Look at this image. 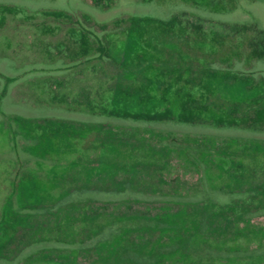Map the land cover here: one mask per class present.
<instances>
[{"label": "rangeland", "instance_id": "obj_1", "mask_svg": "<svg viewBox=\"0 0 264 264\" xmlns=\"http://www.w3.org/2000/svg\"><path fill=\"white\" fill-rule=\"evenodd\" d=\"M0 264H264V0H0Z\"/></svg>", "mask_w": 264, "mask_h": 264}]
</instances>
